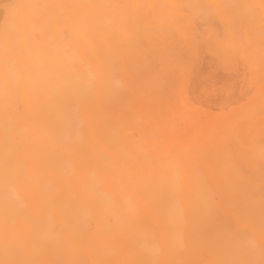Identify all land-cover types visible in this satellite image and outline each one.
Wrapping results in <instances>:
<instances>
[{
	"label": "bare ground",
	"instance_id": "1",
	"mask_svg": "<svg viewBox=\"0 0 264 264\" xmlns=\"http://www.w3.org/2000/svg\"><path fill=\"white\" fill-rule=\"evenodd\" d=\"M262 2L0 0V260L260 264Z\"/></svg>",
	"mask_w": 264,
	"mask_h": 264
},
{
	"label": "snow or ice",
	"instance_id": "2",
	"mask_svg": "<svg viewBox=\"0 0 264 264\" xmlns=\"http://www.w3.org/2000/svg\"><path fill=\"white\" fill-rule=\"evenodd\" d=\"M18 7H21L19 5H13V4H5L4 9L6 12L9 10H14ZM106 7H114V8H120V7H125V6H119V5H113V6H106ZM191 7H197L202 9L201 15L202 17L205 18V20L209 19L211 17V12L209 11L213 6L211 5H192ZM261 7H264V2H262ZM22 23V21H21ZM170 41L173 44L172 51L173 52H180L182 53V48L177 49L175 46L176 45H183L184 41L183 40H178L175 34H171L169 37ZM190 39V38H189ZM177 67L172 70L171 73H169L168 80H167V86L162 90L160 100L162 102L166 101L168 103H171L174 99H176V95L178 91L181 88V81L179 79V76L177 73L179 72V64L180 62L185 59V57L181 55H177ZM239 63V61H237ZM237 75H239V71H237ZM247 75V73H245ZM170 89V91H169ZM251 91L250 88H245L243 85L240 86V92L239 95L235 92L232 93L231 96L229 97H224V96H218L217 102L223 103V104H229V103H235L239 99H242L247 93ZM233 97H236V99H233ZM11 167V161H9L7 158L5 159V170L7 171ZM34 246L39 245L38 240L33 241ZM262 252H264V246H262ZM5 253L7 255H12L15 257L18 254V249L12 245H10L7 240L5 243ZM0 264H43V262L39 259H34V260H22V259H5V260H0ZM260 264H264V260L260 262Z\"/></svg>",
	"mask_w": 264,
	"mask_h": 264
},
{
	"label": "rangeland",
	"instance_id": "3",
	"mask_svg": "<svg viewBox=\"0 0 264 264\" xmlns=\"http://www.w3.org/2000/svg\"><path fill=\"white\" fill-rule=\"evenodd\" d=\"M219 83H220V86H221V85H222V86H225V85H223V84H224V80H223V84L221 83V80L219 81ZM219 83H218V84H219Z\"/></svg>",
	"mask_w": 264,
	"mask_h": 264
}]
</instances>
